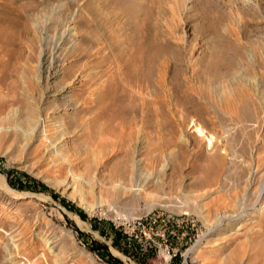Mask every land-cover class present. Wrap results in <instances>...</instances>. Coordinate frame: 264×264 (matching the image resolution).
<instances>
[{
  "label": "rangeland",
  "instance_id": "obj_1",
  "mask_svg": "<svg viewBox=\"0 0 264 264\" xmlns=\"http://www.w3.org/2000/svg\"><path fill=\"white\" fill-rule=\"evenodd\" d=\"M263 152L264 0H0V264H264Z\"/></svg>",
  "mask_w": 264,
  "mask_h": 264
},
{
  "label": "bare ground",
  "instance_id": "obj_2",
  "mask_svg": "<svg viewBox=\"0 0 264 264\" xmlns=\"http://www.w3.org/2000/svg\"><path fill=\"white\" fill-rule=\"evenodd\" d=\"M125 10V9H124ZM147 63V62H146ZM150 63V62H149ZM149 65V64H148ZM147 65V66H148ZM150 81V80H149ZM149 83V82H148ZM176 86V85H175ZM178 88V86H177ZM214 97V96H213ZM206 98V97H205ZM184 100V99H183ZM206 100L208 101L209 104H214L215 103L217 104V101L215 102V100L212 98V95L208 98H206ZM178 103V102H177ZM180 103V102H179ZM189 103V102H188ZM182 104V103H181ZM183 104L187 107V102L183 101ZM7 105V104H6ZM183 105V106H184ZM218 105V104H217ZM179 106V105H178ZM232 105H229L228 107H230ZM2 107V106H1ZM180 107V106H179ZM182 107V106H181ZM227 107V106H226ZM228 107L226 109H228ZM225 109V111H226ZM230 109V108H229ZM228 109V111H229ZM233 109V108H232ZM227 111V112H228ZM183 112V111H182ZM185 112V111H184ZM230 112V111H229ZM199 113H201V111L199 109L196 110V113L195 115H193V117H198V119L200 120V115ZM197 119V122H199V120ZM196 131L198 132V135L199 136H204L205 134V131L203 130L202 127L200 126H197L196 127ZM226 140V139H225ZM228 140V139H227ZM224 141V140H223ZM228 142V141H227ZM208 143L210 146H212L213 144V139L212 138H209L208 139ZM229 145V143H227L225 145V147H223L222 149H218V147L216 146V144H213V150L214 152L212 154H206L203 156V161L205 162L203 166L200 167V174H202V187L203 189L204 188H213V185L220 179V171L222 170V168L224 167V164H225V158L226 157H229V152L231 151L227 146ZM232 145V144H231ZM181 148V146L179 147ZM223 152H224V155H223ZM264 153V152H263ZM261 154V153H260ZM201 155V154H200ZM228 155V156H227ZM234 156V155H233ZM258 156V154H257ZM228 160V158H227ZM228 164V163H227ZM227 166V165H226ZM252 167V166H251ZM254 171L251 173V179L249 180V184L252 185H258L257 183L259 182V179L260 177L264 180V155H260L258 156L255 161H254ZM253 167V168H254ZM227 168V167H226ZM253 170V169H252ZM224 172V171H223ZM228 172V171H227ZM241 173V172H240ZM239 174V173H238ZM1 178V177H0ZM239 178V177H238ZM220 181V180H219ZM0 182L2 183V180L0 179ZM226 184V183H225ZM257 194H256V199L255 200H250L249 197H248V194L247 195H240V198L238 196V193L236 194L237 197L235 196L234 200L232 202H234L233 204L232 203H229L227 202V199H223V203L222 204H226L225 206H223L225 209L221 208L223 211L225 210L224 214H228L226 215L227 217H230L231 221L234 220V221H240L244 218L245 216V212L249 211V207L252 208H256V206L260 205L259 203H261L262 205V202L264 204V201L263 198L262 200L260 199L261 197V194L262 192L264 191V181H260L259 182V186L257 187ZM210 191V190H209ZM243 193V191H242ZM254 195V194H253ZM233 197V196H232ZM264 197V196H263ZM13 198H18L16 196H13ZM23 198V197H22ZM232 199V198H231ZM215 200V199H214ZM238 200V201H237ZM242 201V202H241ZM249 201L252 202L251 204H249ZM212 204V203H211ZM217 204V203H216ZM242 205V207H241ZM202 206V205H201ZM217 206V205H216ZM214 206V207H216ZM220 206V205H219ZM217 206V208L219 207ZM264 207V206H263ZM201 209V208H200ZM253 209V210H254ZM214 210V209H213ZM221 211V212H223ZM223 214V215H224ZM247 214V213H246ZM246 217V216H245ZM263 217V216H262ZM229 219V220H230ZM264 219V218H263ZM208 220V219H207ZM228 220V221H229ZM264 221V220H263Z\"/></svg>",
  "mask_w": 264,
  "mask_h": 264
},
{
  "label": "trees",
  "instance_id": "obj_3",
  "mask_svg": "<svg viewBox=\"0 0 264 264\" xmlns=\"http://www.w3.org/2000/svg\"><path fill=\"white\" fill-rule=\"evenodd\" d=\"M18 176L20 177V179L26 180L28 183L32 182V183L36 184L41 191H44V192L48 191L47 187L44 184H41L40 182H37L36 180L32 179L30 176H28L25 173H22V174L19 173ZM22 180H20V181H22ZM9 183L11 184V179L9 180ZM52 196L55 199H59V197L56 194H54V193H52ZM60 201L62 202V204L64 206L70 208L73 211H76L83 220L87 219V216L84 214V212L75 209L73 206H71L70 203L66 202L63 199H60ZM93 221H97V220H93ZM94 228L98 229V227L96 225L94 226ZM100 233H101V235L107 236L110 239H112L113 246L115 248H117L121 253H123V254H125L127 256L131 255L129 250H128V247H130V245H131V243L128 242L129 237L122 230L118 231L115 228L110 227L108 232L106 230H102V231H100ZM80 234L82 235V232H80ZM122 243L124 244V248L121 246ZM92 250L95 251V252H98V253L104 252L106 254L107 262L109 264H122L121 260H119L118 258L114 257L109 252L108 246H106V245H99L98 243H96V246H92ZM144 255L145 254H141V253H139V251H137L135 259H137V261H140V263H142L144 261V258L146 260L148 257H150V256L145 257Z\"/></svg>",
  "mask_w": 264,
  "mask_h": 264
}]
</instances>
